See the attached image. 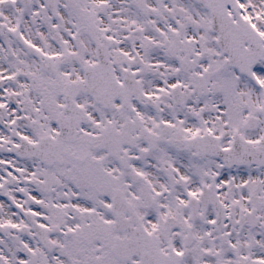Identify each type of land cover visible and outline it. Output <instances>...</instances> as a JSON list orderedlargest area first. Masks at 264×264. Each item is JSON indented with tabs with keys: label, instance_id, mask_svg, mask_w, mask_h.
Here are the masks:
<instances>
[{
	"label": "snow or ice",
	"instance_id": "snow-or-ice-1",
	"mask_svg": "<svg viewBox=\"0 0 264 264\" xmlns=\"http://www.w3.org/2000/svg\"><path fill=\"white\" fill-rule=\"evenodd\" d=\"M0 264H264V0H0Z\"/></svg>",
	"mask_w": 264,
	"mask_h": 264
}]
</instances>
